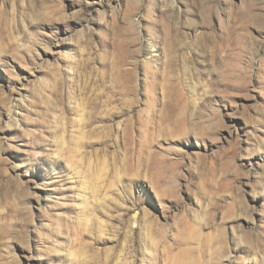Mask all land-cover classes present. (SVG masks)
<instances>
[{
    "label": "rangeland",
    "instance_id": "1",
    "mask_svg": "<svg viewBox=\"0 0 264 264\" xmlns=\"http://www.w3.org/2000/svg\"><path fill=\"white\" fill-rule=\"evenodd\" d=\"M0 264H264V0H0Z\"/></svg>",
    "mask_w": 264,
    "mask_h": 264
}]
</instances>
